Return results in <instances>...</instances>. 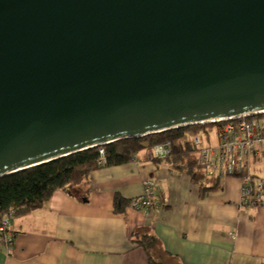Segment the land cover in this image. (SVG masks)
<instances>
[{
    "label": "water",
    "instance_id": "1",
    "mask_svg": "<svg viewBox=\"0 0 264 264\" xmlns=\"http://www.w3.org/2000/svg\"><path fill=\"white\" fill-rule=\"evenodd\" d=\"M264 113V0H0V179Z\"/></svg>",
    "mask_w": 264,
    "mask_h": 264
},
{
    "label": "crops",
    "instance_id": "2",
    "mask_svg": "<svg viewBox=\"0 0 264 264\" xmlns=\"http://www.w3.org/2000/svg\"><path fill=\"white\" fill-rule=\"evenodd\" d=\"M152 151L95 171L90 186L72 187V196L56 192L43 208L13 217L11 250L0 251V264H148L129 242L135 232L159 239L161 264H264V207L240 208V180L197 171L195 184L153 162ZM246 162L252 175L264 178V152L248 154ZM147 181L154 183L148 210L128 205L116 216L115 195L139 198ZM200 185L214 190L202 193Z\"/></svg>",
    "mask_w": 264,
    "mask_h": 264
},
{
    "label": "trees",
    "instance_id": "3",
    "mask_svg": "<svg viewBox=\"0 0 264 264\" xmlns=\"http://www.w3.org/2000/svg\"><path fill=\"white\" fill-rule=\"evenodd\" d=\"M205 125L214 126V124H201L141 138L124 139L3 177L0 179V226L4 220H7L4 227L5 234H8L7 238L12 244L13 237L7 227L13 217L24 216L43 208L56 192H64L72 196V187L90 186L93 172L126 165L139 153L166 143L171 147L170 155L152 161L177 170L189 177L193 183L198 184L200 182L196 170V156H194L197 148L193 140L198 138L200 133L208 132ZM100 150L103 154L99 153ZM212 190L214 188L206 189L201 186L202 193ZM131 201L115 195L113 213L123 217ZM129 242L144 251L148 264H161L158 262L162 253L161 244L155 235L135 232L130 236ZM1 250L5 251V247Z\"/></svg>",
    "mask_w": 264,
    "mask_h": 264
},
{
    "label": "built area",
    "instance_id": "4",
    "mask_svg": "<svg viewBox=\"0 0 264 264\" xmlns=\"http://www.w3.org/2000/svg\"><path fill=\"white\" fill-rule=\"evenodd\" d=\"M213 124L214 145H210L208 139L206 145H202L199 138L194 139L197 148L196 170L208 178H238L241 183L240 208L264 207V178L252 175L247 170L246 162L248 154L258 156L264 152V113ZM152 149L154 158H166L171 153L168 143ZM99 153L103 154L102 150ZM153 188V182H145L143 195L131 202V208L146 212ZM6 224L7 220H4L0 226V249L5 247L6 253H9L11 240L5 234Z\"/></svg>",
    "mask_w": 264,
    "mask_h": 264
},
{
    "label": "rangeland",
    "instance_id": "5",
    "mask_svg": "<svg viewBox=\"0 0 264 264\" xmlns=\"http://www.w3.org/2000/svg\"><path fill=\"white\" fill-rule=\"evenodd\" d=\"M196 126V125H195ZM206 127V129L208 130V135H207V133H200L199 135H198V138L201 140V142H202V145H206L207 144V139L210 141V145H214L215 143H216V139H215V137H214V130H215V128H214V126H208V125H205ZM201 132H203V129H201ZM206 135H207V137H206ZM195 139V138H194ZM194 141V140H193ZM194 156H195V154H194ZM260 173V172H259ZM260 175H263V173H261ZM239 180V179H238ZM144 185H145V183H144ZM144 185H143V187H144ZM143 190H144V188H143ZM137 199V198H136ZM135 200V199H134ZM133 201V200H132ZM131 201V202H132ZM131 204V203H130Z\"/></svg>",
    "mask_w": 264,
    "mask_h": 264
}]
</instances>
